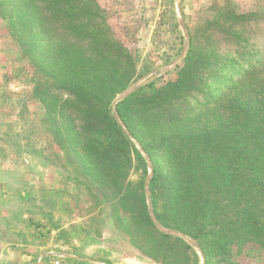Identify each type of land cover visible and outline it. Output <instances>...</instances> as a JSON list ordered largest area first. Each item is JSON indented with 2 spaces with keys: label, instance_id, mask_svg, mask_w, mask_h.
I'll list each match as a JSON object with an SVG mask.
<instances>
[{
  "label": "trees",
  "instance_id": "trees-1",
  "mask_svg": "<svg viewBox=\"0 0 264 264\" xmlns=\"http://www.w3.org/2000/svg\"><path fill=\"white\" fill-rule=\"evenodd\" d=\"M236 13H217L226 50L192 48L175 79L143 85L116 106L152 161L156 219L196 241L205 264L235 243L264 249V50L233 31L246 19ZM0 20L33 67V96L49 105L54 138L75 147L83 165L107 171L126 213L156 228L144 179L141 193L130 188L131 171L147 172L146 160L113 106L150 72L138 70L137 51L114 37L96 0H0ZM237 69L244 74L235 77ZM159 235V245L172 238L182 255L193 252L180 237Z\"/></svg>",
  "mask_w": 264,
  "mask_h": 264
},
{
  "label": "rangeland",
  "instance_id": "rangeland-1",
  "mask_svg": "<svg viewBox=\"0 0 264 264\" xmlns=\"http://www.w3.org/2000/svg\"><path fill=\"white\" fill-rule=\"evenodd\" d=\"M96 2L105 10L114 37L129 50L137 51L138 70L150 69L120 94L113 106L120 125L146 160L147 172L142 168L131 171L130 188L138 193L144 190L148 214L156 228L146 226L141 214L126 213L120 197L114 198L118 189L109 182L107 171L104 174L102 169L83 165L75 147L54 138L46 122L49 105L33 96V67L0 20V197L12 198L0 205L3 211L0 231L10 242L7 247L16 248L10 263L23 264L17 252L22 249L17 246L24 242L32 255L49 251L58 243L63 247L62 250L57 248L58 251L71 254L77 247L79 255L83 256L81 250L87 245L93 246L94 251L88 254L90 259L80 264H205L206 257L196 241L164 228L156 219L151 189L152 161L119 118L116 106L143 85L152 81L162 85L175 79L177 67L192 48H202L201 54L209 52L210 55L226 50L224 32L228 27L222 19H217L220 10H236V14L246 17L233 24V31L241 32L263 51L264 0ZM217 48L218 51L214 50ZM241 74H244L243 69H237L235 77ZM235 77L232 83L237 81ZM217 88L222 92L226 90L222 86ZM93 172L98 174L96 182L88 177ZM142 178L143 190L137 187ZM8 212L23 216L16 228L25 230L26 237L20 233L14 238L4 229ZM158 231L180 237L194 253L182 255V248L176 246L172 238L159 245ZM165 255L173 261H165ZM214 264H264V249L235 243L227 248L226 254L215 257Z\"/></svg>",
  "mask_w": 264,
  "mask_h": 264
},
{
  "label": "crops",
  "instance_id": "crops-1",
  "mask_svg": "<svg viewBox=\"0 0 264 264\" xmlns=\"http://www.w3.org/2000/svg\"><path fill=\"white\" fill-rule=\"evenodd\" d=\"M12 198L9 197H0V205L5 203H8L9 201H11ZM1 212L0 211V217L1 216ZM7 212V211H4ZM5 217V216H4ZM23 216H18L15 213H9L8 212V216L6 217V221H8L7 225L5 226V230L7 231V233L10 236H13L14 238H17L19 236V234H23L25 236L24 233H26L25 230H21L19 228H16L17 222L20 221L22 219ZM0 231V264H11L10 260L11 259V254L13 255L14 253H16V248H11L13 246H11L10 248L7 247V245L9 246L10 242H8V239H4V237L6 236V234H2L1 235ZM44 233V232H43ZM5 235V236H4ZM8 236V235H7ZM26 237V236H25ZM57 242V241H56ZM8 243V244H7ZM16 243H12L11 245H15ZM22 246H17V248L19 247V249H22L19 252V256L22 258V260H24L23 264L25 262H28L27 264H55V262H59V264H80L83 261H87L90 259V257H88V254L92 253L89 251H94V247H88V245L86 247H84L85 250H81L82 253H84L83 256L79 255V251L78 248L76 247V249L74 248V253L73 251H71V254H67V253H63V251H58V249H63L61 244H56L54 247L55 248H50L49 251H44L45 248H39L41 251L44 252H39L37 255H32L29 254V250L26 249L27 246H25L24 242L19 243ZM28 251L26 253V255L24 254V251ZM38 251V250H37ZM110 252V250H109ZM6 253V254H5ZM6 255V257H5ZM87 255V256H85ZM60 257H62V259H60ZM124 260V259H123Z\"/></svg>",
  "mask_w": 264,
  "mask_h": 264
},
{
  "label": "water",
  "instance_id": "water-1",
  "mask_svg": "<svg viewBox=\"0 0 264 264\" xmlns=\"http://www.w3.org/2000/svg\"><path fill=\"white\" fill-rule=\"evenodd\" d=\"M130 92H131V91H129V92H127L126 94H124V95L119 99V101L122 100V99H124V98H125Z\"/></svg>",
  "mask_w": 264,
  "mask_h": 264
},
{
  "label": "built area",
  "instance_id": "built-area-1",
  "mask_svg": "<svg viewBox=\"0 0 264 264\" xmlns=\"http://www.w3.org/2000/svg\"><path fill=\"white\" fill-rule=\"evenodd\" d=\"M60 259H62V257H60ZM55 264H59V262H55Z\"/></svg>",
  "mask_w": 264,
  "mask_h": 264
}]
</instances>
